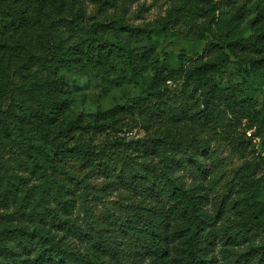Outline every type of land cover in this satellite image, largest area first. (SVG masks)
<instances>
[{
  "label": "trees",
  "instance_id": "1",
  "mask_svg": "<svg viewBox=\"0 0 264 264\" xmlns=\"http://www.w3.org/2000/svg\"><path fill=\"white\" fill-rule=\"evenodd\" d=\"M31 1L0 0V96L7 99V110L0 103V148L15 136L14 141L19 140L16 143L17 149L26 156L25 171L38 174L37 180L44 181L47 189L45 195L50 190L52 193L43 197V204H25L31 195L29 184L19 181L18 177L15 183L6 174H1L0 209H9L25 190L26 197L19 207L17 223H6L0 228V246L18 242L16 247L20 251L0 247V255L11 258L12 264H53L57 257L59 259L56 264H109V260H115L112 247L107 242L97 241L98 249L103 253V257L98 259H88L81 253L76 256L67 247H61L66 237L60 243L55 242L58 235L54 231H67L71 235V230L65 229L62 218L75 211V200L71 198L77 194V188L90 185L80 178L81 174L77 173L79 169L73 167L75 164L84 169L80 172L88 170L86 177L107 181L115 175L117 184H104V190L119 192L123 188L125 191L131 190V194L137 198L143 196L144 201L154 204L168 201L172 204L168 209V218L175 216L179 221L178 230L175 231H172L171 223L150 231V226L155 227V223L149 217H155L156 212L144 203L118 201L115 212L102 220L101 230L104 234H115L125 240L141 238L147 234L153 245L157 242L165 245L162 254L159 249L138 245L139 250L134 253L137 260L155 257L165 262L175 253L176 264H218L217 258L211 256L210 252L220 240L226 239L227 244L232 246L251 242L250 250L243 258L256 257L261 263L264 262V174L256 181L258 186L250 214L240 222L236 233L221 235L216 222H212L206 215L205 199L201 191L193 185V181L189 186L187 175L183 173L186 170L193 171L204 158L194 146L179 143L173 147L174 144L159 143L161 141L154 138L130 141L120 138L106 144L95 143L94 136L107 132L120 133L123 127L133 122L127 117L124 108L119 106L98 113L86 125L78 120L71 122L65 127V134L55 135L54 126L60 122L72 95L71 87L57 77L60 67H79L89 72L88 63L98 69L118 52L124 56L125 65L137 73L147 66L149 58L154 54L153 39L164 35L168 31L167 26L134 27L116 20L97 21L79 41L73 43L75 45L70 46V37L66 36L65 29L56 26L59 0H34L38 2L37 11L28 16L21 8ZM208 2L211 6L205 9V13L211 19V24L216 26L218 35L206 52L209 51L217 61L212 58L195 61L192 71L185 75L187 97L179 99L167 92L166 84L181 77V70L169 68L167 71L163 62H156V75L146 94V99L150 100L152 117L154 122L162 123L167 118L178 121L191 117L208 120L223 109L239 117L247 112L251 126L256 127L253 136L261 139L264 150V114L244 109L237 102L236 91L220 87L214 76L218 68L231 64V56L239 57L241 52L247 51L257 53L258 56L250 58L251 69L244 68V72H255L264 77V72L258 71L264 69V8L255 6L257 16L251 23V29L255 30L257 36L250 42L236 37L237 17L227 20L222 26L224 21L220 22L221 17H215L220 7L213 0ZM100 3L107 6L112 2L106 0ZM239 13L243 14L241 11ZM107 31L114 32V35L126 34L140 40L143 45L128 46L123 41L115 43L108 38ZM23 78L25 81L18 89L23 88L21 103L24 112L21 117L13 112L12 100L15 81ZM29 124L35 127L36 135H26ZM38 137L43 139L45 146L36 145ZM164 145L172 146L168 150L173 152V156L167 158V162L160 160L155 167L143 163L149 158L158 159ZM120 160L125 161V167H113V161ZM128 162L139 163L140 166V170L135 171L130 180L124 178ZM160 165L164 166L163 173L157 171ZM201 169L198 166V170ZM176 173H181V176L174 180L172 177ZM50 196L56 204L54 207H51L50 201L48 203ZM93 232L94 229H91L89 240L94 236ZM74 235L83 242V231ZM256 237L262 240L257 243ZM176 240H180L184 247H167ZM247 261L234 259L228 264H247Z\"/></svg>",
  "mask_w": 264,
  "mask_h": 264
},
{
  "label": "rangeland",
  "instance_id": "2",
  "mask_svg": "<svg viewBox=\"0 0 264 264\" xmlns=\"http://www.w3.org/2000/svg\"><path fill=\"white\" fill-rule=\"evenodd\" d=\"M101 1L106 0H59L56 26L59 29H65L66 36L70 37L68 43L70 46L75 45L73 43L79 41L86 30L97 21L116 20L134 27L167 26L168 31L153 39L154 54L149 58L147 66L137 73L125 65L124 56L118 52L98 69H94V66L88 63L89 72L79 67H60L57 77L71 87L72 95L60 122L54 126L55 135L65 134V127L71 122L78 120L86 125L91 123L100 112H105L115 106L124 108L127 117L133 120L131 125L123 127L120 133L107 132L94 136L95 143L106 144L120 138H126L128 141L154 138L159 139L161 141L159 143L174 144L173 147L178 146L179 143L194 146L204 155L198 163L202 169L198 170L197 166L193 171H184L183 173L187 175V182L193 181V185L201 191L205 199L206 215L212 222H216L219 233L221 235L236 233L240 222L252 210L251 205L256 197L255 190L258 186L256 181L264 174V150L261 147V139L253 136L256 133V127L251 126L247 112H242L243 114L239 117L223 109L208 120L191 117L178 121L167 118L162 123H157L152 117L150 100L146 99L147 90L156 75L154 68L156 62H163L167 71L169 68L181 70L183 74L181 77L166 84L167 92L179 99L182 96L187 97L188 88L185 75L192 71L193 63L200 59L207 61L209 58L217 61L209 51L206 52L218 35L216 26L211 24V19L205 13V9L211 6L210 3L208 0H110L111 5L104 6L101 5ZM213 1L220 7L215 17L216 19L221 17L220 22L224 21L222 26L228 22L227 20L237 17L236 37L243 41L255 40L257 34L251 29V23L257 16L256 4H253V0H246L243 4L242 0ZM37 5L38 2L32 0L26 3L21 10L30 16L35 10L37 11ZM106 33L108 38L115 43L123 41L127 42L128 46L143 45L140 40L123 33L120 35H114V32L109 31ZM66 49L68 50V46ZM254 56H258L257 53L247 51L241 52L239 57L231 56V64L218 68L214 76L220 87L236 91L237 102H240L244 109L263 115L264 77L255 72L249 74L244 72V68L251 69L249 60ZM239 65H242V68H239ZM258 71L263 73L264 69ZM82 78H87L83 85L78 83V79ZM23 81H25L24 78L17 79L14 86L12 110L17 116H21L24 112L21 103L23 88L18 90ZM0 103L3 109L7 110L5 96H0ZM192 105L191 99L190 106ZM182 124L192 125L191 135L172 136L169 134L165 139L161 138L160 129L166 126L171 129ZM26 135H36L32 124H29ZM14 139L15 136L7 140L0 148V176L6 174L15 183L18 177L19 181L29 184L31 195L27 198V202H24L25 204L29 203L32 206L43 204L45 201L43 197H48L52 190L45 195L44 191L47 189L44 181L37 180L38 174L30 170L25 171L26 156L16 147L19 140L14 141ZM36 145L45 146L43 139L38 137ZM73 167L79 169L77 173L81 174L80 178L88 181L90 185L77 188V194L71 199L75 200L76 208L78 206L86 208L90 218L96 217L97 222L101 224L102 220L112 215L118 207L116 203L119 200L113 201L108 198L117 191L104 190V185L101 186L100 183L102 179L86 177L88 170L80 172L84 170L82 167L75 164ZM25 193L26 190L9 209H0L3 210L0 211V228L6 223H17V213L26 197ZM128 199L129 197H126L125 202ZM49 201L51 207L56 205L51 196L48 203ZM53 233L59 236L62 232L54 231ZM71 235L74 234L71 233ZM83 236L82 242L74 235V239L83 248L82 256L88 259L103 257V253L98 249V243L90 249L84 247L96 239L95 234L89 240L91 230H84ZM64 237H66L65 240L68 239V235H65L60 240H64ZM261 240L260 237L255 238L257 243ZM250 244L251 242L232 246L227 244L226 239H223L217 243L210 255L217 258L218 264H228L234 259L248 260L247 264H264L256 257L243 258V255L250 250ZM143 260L138 259L141 264ZM170 260L171 264H176L175 255L161 264H169Z\"/></svg>",
  "mask_w": 264,
  "mask_h": 264
},
{
  "label": "clouds",
  "instance_id": "3",
  "mask_svg": "<svg viewBox=\"0 0 264 264\" xmlns=\"http://www.w3.org/2000/svg\"><path fill=\"white\" fill-rule=\"evenodd\" d=\"M246 3V0H242V4ZM253 4L259 5L260 8H264V2H261V0H253ZM87 78L78 79V83L83 85L86 82ZM192 125L182 124L180 126H177L175 128H169L165 127L160 129L161 132V138L165 139L169 134L172 136H180L181 134H188L191 135ZM168 145H164L162 148L161 155L159 158H149L143 161V163L151 165L153 167L159 165L160 160H165L167 162V158H170L173 156V152L168 150ZM113 167H116L117 169L125 167V161H113ZM140 166L139 163L133 164L132 162H128V168L125 172V179L130 180L131 175L134 174L135 171H139ZM158 172L163 173L165 171L164 166L160 165L157 169ZM116 174H119L117 172ZM181 176V173H176L175 176L172 177V179L177 180ZM101 186L104 184H117L115 180V175L112 177V179L107 181L100 182ZM191 181L188 182V185H191ZM2 191V190H0ZM124 197H129V199L126 201L127 203H144L146 207H152L154 211L156 212L155 217H149V219H152L155 223V227L150 226V231H156L158 227L165 223H171L173 224V230H178V224L179 221L175 216H172L170 219L168 218V209L171 208L172 204L168 201H162L159 204H154L151 201H144L143 196L137 198L136 196L131 194V190L125 191L123 188L120 189L119 192L113 193L109 199L116 201L119 200L121 203H124L125 200ZM110 206V205H109ZM3 211V210H0ZM98 216V214H97ZM63 221H65V229L71 230L72 234H77L79 231L84 230H91L95 229V236L97 239L93 240L90 244L85 245L84 247L91 248L94 244L99 241L100 243L107 242L111 245L113 254L115 255V260H109V264H141L140 261H138L134 255L135 252L139 250L138 245L141 246H147V247H153L155 249L160 250V254H162V250L165 247V245H161L158 242L153 245V242L149 235H144L141 238L137 239H129L125 240L123 237H117L115 234H104L102 232V225L97 222L96 217H91L87 214L86 208H82L78 206L76 210L72 213H69L68 216L62 218ZM147 223V221H146ZM165 235L169 233H164ZM68 235V239L64 241L63 244H61V247H67L70 252H73L76 256H79V254L83 251V248L79 245V243L74 239V235H69L68 232L60 233L57 237L56 243H60V238L63 236ZM113 241H116V243H113ZM16 243H10L6 245H2L0 247H7L10 248L12 251L19 252L20 248L16 247ZM168 248L171 249H179L181 247H184L182 242L180 240H176L174 244L169 243L167 245ZM175 255V253H174ZM59 258H55L53 261V264H56V260ZM108 259V258H106ZM153 261H155V264H161V261L156 259L155 257L151 259H144L142 261V264H153ZM0 264H12V259L8 258L6 255H0ZM169 264H171V260L169 261Z\"/></svg>",
  "mask_w": 264,
  "mask_h": 264
}]
</instances>
